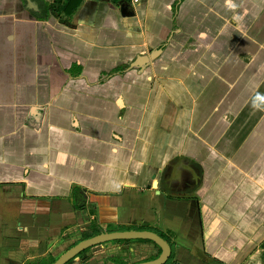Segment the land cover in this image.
<instances>
[{
	"label": "crops",
	"instance_id": "crops-1",
	"mask_svg": "<svg viewBox=\"0 0 264 264\" xmlns=\"http://www.w3.org/2000/svg\"><path fill=\"white\" fill-rule=\"evenodd\" d=\"M64 1L0 0V264H263L264 0Z\"/></svg>",
	"mask_w": 264,
	"mask_h": 264
},
{
	"label": "water",
	"instance_id": "water-1",
	"mask_svg": "<svg viewBox=\"0 0 264 264\" xmlns=\"http://www.w3.org/2000/svg\"><path fill=\"white\" fill-rule=\"evenodd\" d=\"M32 6L35 7L34 5ZM121 13L124 16L126 15L125 8H121ZM149 60H152V56L150 57ZM133 68H137V67H133ZM142 69L143 66L142 67L140 66L138 68L139 71ZM124 240L150 241L161 250V254L156 260L142 264H167L171 256V248L169 244L153 232H149V231L115 232V233L99 235L77 244L76 246L71 248L68 252H66L62 257L56 260L53 264H67L73 258L77 257L78 255L82 254L84 251L90 248L99 246L107 242H117Z\"/></svg>",
	"mask_w": 264,
	"mask_h": 264
},
{
	"label": "trees",
	"instance_id": "trees-1",
	"mask_svg": "<svg viewBox=\"0 0 264 264\" xmlns=\"http://www.w3.org/2000/svg\"><path fill=\"white\" fill-rule=\"evenodd\" d=\"M83 0H65L64 4H62V7H59V6H45L44 8V13L45 14H48V12H50L52 15H55L58 11H63V13H65L66 15H70L72 14L77 8L78 6L81 4ZM56 4H59V2H56ZM139 231H144L143 229H139ZM161 239H163L164 241H166V239L164 237H162L161 235L157 234ZM117 242H125V241H117ZM139 242H149L150 241H145V240H140ZM152 243V242H151ZM170 248H171V256L167 262V264H170L171 263V260H172V254H173V246L172 245H169ZM262 249L264 250V243L261 245ZM88 250L84 251L83 253L87 252ZM160 253H161V250L159 249ZM82 253V254H83ZM81 255V254H80ZM80 255H78L77 257H79ZM77 257L73 258L71 261H69L67 264H71L72 261L74 259H76ZM263 264H264V261H263Z\"/></svg>",
	"mask_w": 264,
	"mask_h": 264
},
{
	"label": "rangeland",
	"instance_id": "rangeland-1",
	"mask_svg": "<svg viewBox=\"0 0 264 264\" xmlns=\"http://www.w3.org/2000/svg\"><path fill=\"white\" fill-rule=\"evenodd\" d=\"M156 233L159 234V235H161V236L164 237L165 239L167 238V237H166L164 234H162V233H159V232H157V231H156ZM263 243H264V240L262 241V244H263ZM263 251H264V250H263ZM263 251H261V253H260V254H261V256H260V257H261V258H260V261H261V262L264 261V253H263ZM262 253H263V254H262ZM262 255H263V258H262ZM258 261H259V260H258ZM252 264H255V262H253Z\"/></svg>",
	"mask_w": 264,
	"mask_h": 264
}]
</instances>
